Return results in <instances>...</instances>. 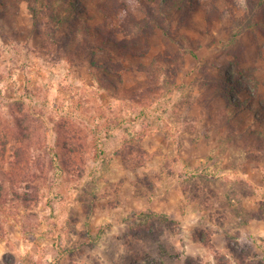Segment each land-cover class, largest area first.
I'll list each match as a JSON object with an SVG mask.
<instances>
[{"label": "rangeland", "instance_id": "rangeland-1", "mask_svg": "<svg viewBox=\"0 0 264 264\" xmlns=\"http://www.w3.org/2000/svg\"><path fill=\"white\" fill-rule=\"evenodd\" d=\"M248 1L185 0L172 24L155 5L166 0H0V108L35 109L69 168L29 208L0 214V264H264V136L249 134L264 113L228 105L255 106L246 89L264 103L263 5ZM64 5L106 33L90 36ZM150 16L170 36L144 24ZM69 32L90 45L65 60L57 44ZM97 36L122 40L97 53L137 83L141 103L100 89L84 57ZM230 84L236 92L222 95ZM61 121L75 127L79 154L59 149ZM145 215L158 241L139 232Z\"/></svg>", "mask_w": 264, "mask_h": 264}, {"label": "trees", "instance_id": "trees-1", "mask_svg": "<svg viewBox=\"0 0 264 264\" xmlns=\"http://www.w3.org/2000/svg\"><path fill=\"white\" fill-rule=\"evenodd\" d=\"M170 4H155L158 6V11L161 16L174 24L179 23L180 18L186 14V11L191 8V4L185 3V0H166ZM260 5L262 6V17L256 27H264V0ZM251 5H258L260 2L254 4L253 0L248 1ZM64 9L67 11V17H73L76 15L84 26L83 30H87L90 36L105 34L106 31L100 29L99 26L93 25L91 21H95L96 18H87L85 11H80L73 6L64 5ZM74 22L78 19L74 18ZM144 24L150 25L151 28L155 27L163 31L166 36H170V32L163 26L161 18H155L150 16V21H143ZM75 25V23H72ZM178 25V24H177ZM252 28L255 25L252 24ZM80 29V28H78ZM79 31V30H78ZM70 40L63 42L60 40L59 52L60 55H65V60L69 59V55H75V48H80L82 42L90 45L88 39L79 37L77 32H69ZM104 36H97L96 39H101V42H95V46L89 51L84 52V57L88 58L89 64L95 69V77L98 78L100 89L107 92L112 98L117 95H125L133 104L141 103L136 93L137 83L127 85L123 75L119 71V66H116L113 62L114 58L110 57L109 60L99 56L97 50L104 49L105 46L112 45L114 49L120 50L122 40L118 37L108 39ZM128 46L130 44L126 43ZM82 48H80L81 50ZM121 55V54H120ZM133 57L137 54H132ZM124 57V54H122ZM72 61V60H71ZM152 66H155V62L152 61ZM226 70V68H224ZM233 75V74H231ZM234 77V75H233ZM236 81V80H235ZM238 81V80H237ZM233 82V81H232ZM236 85L237 82H234ZM241 83V81H240ZM241 87H245V84H240ZM113 89H112V88ZM235 86L228 85L227 88L221 89L222 95H229L235 93ZM122 89V90H120ZM149 92V90H147ZM246 96L249 98V103L255 106H247L246 102L236 104V100L232 96L229 97V107L232 114L247 112L246 107H251L253 114L260 117L259 112L264 113V103L258 99L257 93L248 91L246 89ZM233 99H232V98ZM245 106V107H244ZM248 109V110H249ZM58 110V108H56ZM247 114V113H246ZM264 118V117H262ZM46 122L35 114V109L31 108L24 101L14 102L8 104L6 109L0 108V214L6 215L8 207L12 205L24 206L29 208L32 202L38 201L39 194L41 192V186L43 182H47L51 175V179L55 181L54 174H61L62 178L64 173L69 171L68 166L64 164L60 165L59 160L61 157L60 152H54V149L50 148L46 141ZM64 126V127H63ZM57 128L63 132L67 138L62 144L59 145V149L65 154L71 156L79 154V150L76 149V140L79 139V135H76L74 126L71 122L58 123ZM65 129V130H64ZM72 131V132H71ZM264 136V120H260L259 124L251 126L249 134H258ZM59 151V150H58ZM63 159V158H62ZM66 161V159H65ZM67 163V161H66ZM16 207V206H15ZM167 220V217H164ZM0 218V237L4 233V228L1 224ZM138 224L140 233L148 234L155 241H158L155 234V220L149 215L143 216V219ZM167 222V221H166ZM202 242V240H200ZM204 243V242H202ZM165 245V244H164ZM167 247V248H166ZM170 248L167 245L161 246L159 250L160 254L165 255L172 252L168 250ZM167 250V251H166ZM228 250L231 251L237 259L242 258L240 254L236 253L235 249L229 246ZM175 254V253H174ZM177 258V255H175ZM244 259V258H243ZM163 261V260H162ZM264 261V259H263ZM161 264V263H158Z\"/></svg>", "mask_w": 264, "mask_h": 264}]
</instances>
